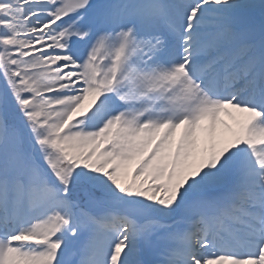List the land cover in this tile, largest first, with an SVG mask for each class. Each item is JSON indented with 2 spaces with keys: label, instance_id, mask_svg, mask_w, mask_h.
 Returning a JSON list of instances; mask_svg holds the SVG:
<instances>
[{
  "label": "snow or ice",
  "instance_id": "snow-or-ice-1",
  "mask_svg": "<svg viewBox=\"0 0 264 264\" xmlns=\"http://www.w3.org/2000/svg\"><path fill=\"white\" fill-rule=\"evenodd\" d=\"M0 264H264V0H0Z\"/></svg>",
  "mask_w": 264,
  "mask_h": 264
},
{
  "label": "bare ground",
  "instance_id": "bare-ground-1",
  "mask_svg": "<svg viewBox=\"0 0 264 264\" xmlns=\"http://www.w3.org/2000/svg\"><path fill=\"white\" fill-rule=\"evenodd\" d=\"M225 119H227V118H225Z\"/></svg>",
  "mask_w": 264,
  "mask_h": 264
}]
</instances>
